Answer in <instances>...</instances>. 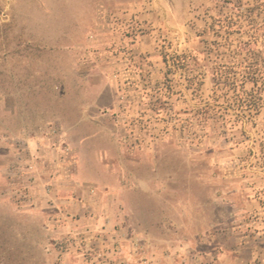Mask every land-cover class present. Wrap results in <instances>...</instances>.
Returning <instances> with one entry per match:
<instances>
[{
  "label": "rangeland",
  "instance_id": "obj_1",
  "mask_svg": "<svg viewBox=\"0 0 264 264\" xmlns=\"http://www.w3.org/2000/svg\"><path fill=\"white\" fill-rule=\"evenodd\" d=\"M252 25L264 0H0V264H264V92L198 117Z\"/></svg>",
  "mask_w": 264,
  "mask_h": 264
},
{
  "label": "trees",
  "instance_id": "obj_2",
  "mask_svg": "<svg viewBox=\"0 0 264 264\" xmlns=\"http://www.w3.org/2000/svg\"><path fill=\"white\" fill-rule=\"evenodd\" d=\"M231 25L232 22H227L224 26ZM251 28L254 29L253 33L257 35L264 34V27L262 26L252 25ZM221 55L225 58L223 62L228 58L229 64L216 63V66L212 68L216 85L213 102L199 108L198 117L203 126L209 124L220 125L221 127L234 126L238 122L243 125L246 122L244 120L245 113L256 110L262 103L264 57L259 52H250L242 46L230 50L226 55ZM180 61L181 64L188 66V69L204 67L203 64L200 65L196 61L195 56L191 58V56L185 55ZM164 62L167 63V59L164 58ZM247 84L250 85L248 90L245 88ZM227 110L242 112V114H237L240 119L234 120L228 117Z\"/></svg>",
  "mask_w": 264,
  "mask_h": 264
}]
</instances>
